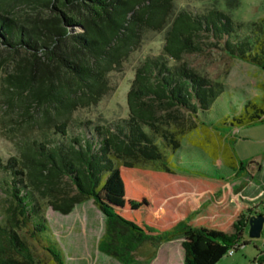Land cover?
<instances>
[{
    "label": "trees",
    "instance_id": "obj_1",
    "mask_svg": "<svg viewBox=\"0 0 264 264\" xmlns=\"http://www.w3.org/2000/svg\"><path fill=\"white\" fill-rule=\"evenodd\" d=\"M175 2L0 0V73L7 67L0 75V126H9L16 149L0 156V170L9 176L0 187L6 193L0 264H66L42 201L69 215L93 199L106 216L99 248L123 263L146 242L159 247L181 237L183 264H219L240 243L252 214H264V201L240 207L229 201L243 186L234 177L247 164L226 137L231 129L264 123V96L207 123L201 114L225 87L188 61L216 49L264 71V17L245 24L217 9L176 13ZM164 31L161 54L136 68L129 116L96 125L90 136H71L75 111L102 100L111 89L109 74L142 46L146 33ZM198 131L202 139L190 142L213 164L223 159L214 166L219 175L172 168L166 150L176 154L182 139ZM225 171L234 177L226 179Z\"/></svg>",
    "mask_w": 264,
    "mask_h": 264
},
{
    "label": "rangeland",
    "instance_id": "obj_2",
    "mask_svg": "<svg viewBox=\"0 0 264 264\" xmlns=\"http://www.w3.org/2000/svg\"><path fill=\"white\" fill-rule=\"evenodd\" d=\"M174 6L176 13L182 9L203 12L217 9L231 15L236 23L248 24L264 17V0H176ZM165 33V31L146 33L142 46L123 62L120 70H114L109 74L111 89L102 100L90 107L79 108L75 111L70 121L71 136L82 134L90 136L96 125L110 126L129 116L127 94L131 89L136 68L149 56L161 54ZM242 33L245 31L243 30ZM188 61L201 74L221 82L225 87V92L211 106L209 112L201 114V118L207 123H219L223 117L239 110L247 98L264 96V88L261 86L264 84V71L258 66L245 63L243 60L230 59L216 49L207 57L191 56ZM6 69L7 67L1 71L0 75H3ZM1 99L0 95V104ZM8 128L9 126L5 128L0 126V156L3 159L16 154ZM239 131L237 152L241 159L248 164L246 166L248 170L242 177H234V179H239V182L243 184L242 179L245 176L246 182L253 179L252 182L256 184L261 179L252 176L254 173L256 174V166L251 161L263 163L264 123L241 127ZM211 133L222 145L224 138L221 139L213 129H211ZM228 134L227 132L226 135ZM192 138L202 139V134L198 131L186 139L183 138L182 148L176 154L166 150L171 157L172 168L183 172L196 171L212 176L219 175V170L214 167L216 164H213L207 154L190 142ZM142 166L156 167L153 163H145ZM230 174L233 172L230 171ZM262 175H264V166H262ZM8 178V174L0 170V187L5 186V180ZM5 197L6 193L0 188V203L5 200ZM42 202L52 235L65 252L66 264L184 263V248L179 239L166 243L164 246L162 244L160 247L146 242L132 251L126 257V263H123L122 260L109 256L99 248L101 238L106 230V216L96 206L93 199L76 205L69 215L55 211L45 201ZM260 208L257 209L258 212L261 211ZM244 241H247V244H244ZM239 245L240 247L234 254L226 255L219 264H264V260L259 261L260 254L264 253V226L262 236L256 239L251 238L248 227Z\"/></svg>",
    "mask_w": 264,
    "mask_h": 264
},
{
    "label": "crops",
    "instance_id": "obj_3",
    "mask_svg": "<svg viewBox=\"0 0 264 264\" xmlns=\"http://www.w3.org/2000/svg\"><path fill=\"white\" fill-rule=\"evenodd\" d=\"M250 126H252V125H250ZM246 127H248V126H246ZM240 128L241 127L229 130V132H228L229 134L226 137H230L233 139L234 149H235L234 153H235L236 157L238 159H240L242 162L246 163L244 160L241 159L239 153L237 152V143L239 140ZM262 162L263 163L255 162L254 160L251 161V163H255V166H256V174L254 173L252 176L254 178L259 177V179H261V180H259L260 182H257L256 184L254 182H252L253 179H249V181L246 182L247 178L244 176L242 179L243 180L242 188L241 189L239 187L236 188L235 192H233L229 195V201L233 206H239L240 207L243 203L252 204L253 202L254 203H260L261 201H264V175H262V166H264V156H263ZM219 163H221V164H219ZM223 164H224L223 159H219V160H217L216 166L221 167V166H223ZM247 170L248 169L246 167L245 173H247ZM224 176H226V179L233 178L234 173L230 174V171H228V172L225 171ZM262 177H263V179H262ZM175 239H179L181 242V245H182V238L181 237H178ZM175 239H173V240H175ZM173 240L168 241V242L165 241L162 244L164 246V244H166V243L168 244L169 242H172Z\"/></svg>",
    "mask_w": 264,
    "mask_h": 264
},
{
    "label": "water",
    "instance_id": "obj_4",
    "mask_svg": "<svg viewBox=\"0 0 264 264\" xmlns=\"http://www.w3.org/2000/svg\"><path fill=\"white\" fill-rule=\"evenodd\" d=\"M248 223L251 238L256 239L261 237L264 226V214H252Z\"/></svg>",
    "mask_w": 264,
    "mask_h": 264
},
{
    "label": "built area",
    "instance_id": "obj_5",
    "mask_svg": "<svg viewBox=\"0 0 264 264\" xmlns=\"http://www.w3.org/2000/svg\"><path fill=\"white\" fill-rule=\"evenodd\" d=\"M239 247H240V245H239L238 243H236V244L234 245V247H233L231 250L228 251L227 255H232V254H234V252L237 251L236 249H238Z\"/></svg>",
    "mask_w": 264,
    "mask_h": 264
}]
</instances>
